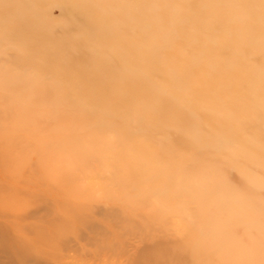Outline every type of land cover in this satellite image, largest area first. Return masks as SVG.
<instances>
[{
    "label": "rangeland",
    "instance_id": "374dc122",
    "mask_svg": "<svg viewBox=\"0 0 264 264\" xmlns=\"http://www.w3.org/2000/svg\"><path fill=\"white\" fill-rule=\"evenodd\" d=\"M130 263L264 264V0H0V264Z\"/></svg>",
    "mask_w": 264,
    "mask_h": 264
},
{
    "label": "bare ground",
    "instance_id": "6f19581e",
    "mask_svg": "<svg viewBox=\"0 0 264 264\" xmlns=\"http://www.w3.org/2000/svg\"><path fill=\"white\" fill-rule=\"evenodd\" d=\"M99 237V236H98ZM113 237V236H112ZM101 240V239H100ZM143 241V240H142ZM71 242V241H70ZM65 245V244H64ZM84 246V245H83ZM74 249V248H73ZM122 249V248H121ZM79 251V250H78ZM82 252V251H81ZM135 254H137V253H135ZM131 264V263H130Z\"/></svg>",
    "mask_w": 264,
    "mask_h": 264
}]
</instances>
